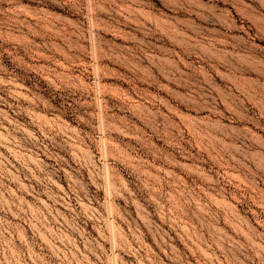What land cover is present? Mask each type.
<instances>
[{"label":"rangeland","instance_id":"374dc122","mask_svg":"<svg viewBox=\"0 0 264 264\" xmlns=\"http://www.w3.org/2000/svg\"><path fill=\"white\" fill-rule=\"evenodd\" d=\"M0 264H264V0H0Z\"/></svg>","mask_w":264,"mask_h":264}]
</instances>
